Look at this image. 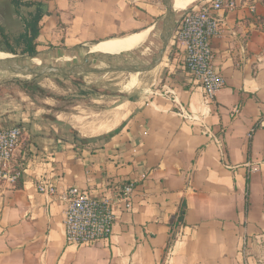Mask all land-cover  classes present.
I'll list each match as a JSON object with an SVG mask.
<instances>
[{
	"label": "crops",
	"instance_id": "0c3cea01",
	"mask_svg": "<svg viewBox=\"0 0 264 264\" xmlns=\"http://www.w3.org/2000/svg\"><path fill=\"white\" fill-rule=\"evenodd\" d=\"M35 1L37 50L49 55L164 23L161 0ZM234 1L217 12L214 64L226 86L213 101L172 39L171 93L157 79L147 94L94 89L89 102L60 109L54 94L68 92L56 85L39 82L53 93L45 97L0 90V130L25 131L15 158L22 178L0 189V264H264V0ZM40 178L57 194L39 192ZM130 182L133 209L117 212L108 239L68 243L70 188L100 199Z\"/></svg>",
	"mask_w": 264,
	"mask_h": 264
},
{
	"label": "built area",
	"instance_id": "2783aa9c",
	"mask_svg": "<svg viewBox=\"0 0 264 264\" xmlns=\"http://www.w3.org/2000/svg\"><path fill=\"white\" fill-rule=\"evenodd\" d=\"M235 5L234 0H201L177 19L172 37L174 45L184 47V69L210 101L226 86L224 74L214 64L212 43L220 34L222 24L217 12L232 10ZM168 92L171 93L170 86L165 84L163 93ZM233 112L240 114V107L236 106ZM24 134L20 125L0 130V189H14L22 178V169L15 158ZM212 136L222 147L221 136ZM37 188L49 196L57 194V187L44 178H40ZM134 194L135 186L131 182L114 188L110 195L100 199L85 189L70 188L66 194L68 206L65 212L68 243L85 245L108 239L117 221V212L133 209Z\"/></svg>",
	"mask_w": 264,
	"mask_h": 264
},
{
	"label": "rangeland",
	"instance_id": "374dc122",
	"mask_svg": "<svg viewBox=\"0 0 264 264\" xmlns=\"http://www.w3.org/2000/svg\"><path fill=\"white\" fill-rule=\"evenodd\" d=\"M27 2L32 0H25ZM162 1V10H163V18L166 14V7L165 4ZM186 0H177L174 5H180L183 4ZM174 3V2H173ZM32 10H35V7H22L20 9V14L18 13L17 9L13 6V4L9 0H0V47L6 46L5 38H4V32L11 36V42L14 43V38L18 36L20 33L25 31V23L24 18L28 16V13ZM175 11V8H174ZM155 27H161L159 25ZM97 44V43H96ZM95 45V44H94ZM162 42L159 40L158 42H155V54L158 52V50L161 48ZM14 46L17 48V54H10L4 51H1V53H6L10 55H17L19 57H25V59L28 61V63H32L30 59V56L28 54H21V48L17 45ZM170 47V46H169ZM147 49V41H145L144 45L137 48V50H146ZM91 46H86L84 49H80L77 51H71L70 53H67L63 56L59 55H49L45 53L39 52V57L41 58L42 62L35 63V65H50L51 63L58 64V65H66L71 63H77L80 62L87 54L92 53ZM113 55H108L106 57H103L100 60H92V64L94 66L99 67H107L106 61L109 59L118 58L121 56H118L116 54L120 53H108ZM124 56L122 58L125 59L128 63H131L133 61L138 62V64H125V63H115L111 69L115 70V72H109V73H83L81 75H76L73 77H67L62 75H43L36 78L31 77H23L18 75H13L6 73L3 76L0 77V90H14L15 88H22L21 81L24 80H32L36 79L34 84L39 85L40 83H45L51 86H58V90L60 92H68V95H55V98L60 101L61 106L60 109H63L67 106H73L77 103H83V102H89L87 98H90L86 93H91L94 89H102V92L107 93H115L118 91H124V92H139V93H145L147 94V88L150 87L155 80L156 81V89L163 92L164 85L168 84L169 86H172L173 79H166V76L170 77L171 74L167 75L166 68L168 67L167 63L169 62V58H167V55H165L164 60L160 66H158L156 69L150 71V72H144V73H133L132 71H129V69H138L141 67V65H148L147 63V57L145 55H141L140 53L136 54H127L121 53ZM154 54V56H155ZM41 55V56H40ZM68 55V56H67ZM68 58H73L71 62L67 61ZM54 57V58H53ZM58 59V60H57ZM147 63V64H146ZM116 65V66H115ZM120 66V67H119ZM167 66V67H166ZM119 68V69H118ZM118 69V70H117ZM134 74L137 75V81H133V84L131 85V88H129L128 82L130 81V76ZM135 82L137 84L135 85ZM135 85V86H134ZM40 86V85H39ZM7 88V89H6ZM44 89V88H43ZM35 94L45 97L49 95H53L52 92L48 91L47 89H44V92L36 91ZM82 95H86L85 97ZM67 109V108H66Z\"/></svg>",
	"mask_w": 264,
	"mask_h": 264
},
{
	"label": "water",
	"instance_id": "95a60500",
	"mask_svg": "<svg viewBox=\"0 0 264 264\" xmlns=\"http://www.w3.org/2000/svg\"><path fill=\"white\" fill-rule=\"evenodd\" d=\"M163 2L166 7V14L163 18L165 22V26H164V32L161 37V42H162L161 48L155 54L151 64L142 66L138 69H131V68L129 69L135 74L150 72L156 69L158 66H160L164 60L167 49L170 45L171 39L173 37L174 31L176 28L177 18H176V14L174 11L173 0H163ZM103 57H106V55L103 53H100V52L93 53L92 52L90 54H87L80 62L66 64V65L62 64L61 66H63L64 70L53 69L51 71H47V70L34 71V70H31V68L29 67L28 61L25 59V57L23 56L19 57L17 55H13L12 58L0 59V71L13 74V75L31 77V78H36V77L43 76V75H62V76H67V77H73L76 75H81L83 73L115 72V70L111 68L94 66L92 64V60H100ZM36 58H39V60H41V58L39 57V52L36 56H30V59L32 61ZM72 60L73 58L67 57V61L71 62ZM51 64H54V63H51Z\"/></svg>",
	"mask_w": 264,
	"mask_h": 264
},
{
	"label": "bare ground",
	"instance_id": "6f19581e",
	"mask_svg": "<svg viewBox=\"0 0 264 264\" xmlns=\"http://www.w3.org/2000/svg\"><path fill=\"white\" fill-rule=\"evenodd\" d=\"M176 1L177 0H173V2H174L173 6L175 8L176 18L178 19L187 9L192 8L201 0H186L183 4L174 5ZM164 26H165V22L163 23V25L160 28L152 26L148 29H145L143 31H140V32H137L134 34L109 38L107 40L98 42L95 45H92L91 46V52H93V53L100 52V53L105 54L106 56L113 55V54H108V53H120V54H116V55H118V56L122 55L121 57L107 60L106 61L107 68L113 67L115 63H118V64L125 63V64H128V66H129V64L130 65L131 64H133V65L138 64V62H136V61L128 63L127 61H125L124 58H122L124 55L121 53H125V55L140 53L141 55H145L147 57V63L151 64L153 61V58H154V54H155V51H154V49H155L154 45L155 44H151L149 42V40H153L155 42H158L159 40H161L162 34L164 32ZM145 41H147V49L146 50H137L138 47L144 45ZM12 56L13 55L0 52V59L12 58ZM33 61L35 63L42 62L41 60H39V58H36ZM34 62L28 63L31 70H34V71H39V70L51 71L53 69L64 70L63 66L58 65V64L35 65ZM142 66L143 65H141V67ZM113 68H115V67H113ZM4 74H6V72L0 71V77L3 76ZM130 78L131 79L127 85L129 88H131V85L133 84L134 80L137 81V75L132 74L130 76ZM136 84H137V82H135V85Z\"/></svg>",
	"mask_w": 264,
	"mask_h": 264
},
{
	"label": "trees",
	"instance_id": "16d2710c",
	"mask_svg": "<svg viewBox=\"0 0 264 264\" xmlns=\"http://www.w3.org/2000/svg\"><path fill=\"white\" fill-rule=\"evenodd\" d=\"M9 1L17 9L19 14H20V9L22 7H28V8L35 7V10L29 12L28 16L24 18L25 31L20 33L18 36L14 38V43L15 45L21 48V54L36 56L38 54L37 39L39 37V32H40L39 22L43 16L41 4L37 3L35 0L29 2L25 0H9ZM4 38H5L6 46L0 47V50L10 54H17V48L14 46V43L11 42L12 40L11 36L4 32ZM35 80L36 79L21 81L23 89L33 94L36 91L44 92V89L41 86L34 84ZM258 126L259 123H257L255 127L257 128Z\"/></svg>",
	"mask_w": 264,
	"mask_h": 264
}]
</instances>
